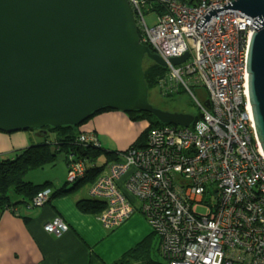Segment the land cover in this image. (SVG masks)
<instances>
[{
	"label": "built area",
	"instance_id": "2783aa9c",
	"mask_svg": "<svg viewBox=\"0 0 264 264\" xmlns=\"http://www.w3.org/2000/svg\"><path fill=\"white\" fill-rule=\"evenodd\" d=\"M127 1L141 42L167 63L166 91L183 87L199 112L189 127L151 129L144 147H131L106 166L89 189L105 204L97 219L115 230L142 214L166 264H264V153L247 73L256 18L226 9L198 30L208 12L231 0ZM146 13L156 14L153 27ZM185 54L181 65L169 62ZM193 87L206 90L201 100ZM81 140L97 143L92 136ZM84 175L82 164H71L67 178ZM49 195L40 192L32 206H44ZM44 230L60 235L68 225L56 217Z\"/></svg>",
	"mask_w": 264,
	"mask_h": 264
},
{
	"label": "water",
	"instance_id": "95a60500",
	"mask_svg": "<svg viewBox=\"0 0 264 264\" xmlns=\"http://www.w3.org/2000/svg\"><path fill=\"white\" fill-rule=\"evenodd\" d=\"M256 18L249 45L248 93L264 153V0H231L222 10ZM148 58L167 63L141 42L127 0H0V132L79 126L108 109L143 112L162 124L189 127L193 116L148 102ZM188 58H172L179 66Z\"/></svg>",
	"mask_w": 264,
	"mask_h": 264
},
{
	"label": "trees",
	"instance_id": "16d2710c",
	"mask_svg": "<svg viewBox=\"0 0 264 264\" xmlns=\"http://www.w3.org/2000/svg\"><path fill=\"white\" fill-rule=\"evenodd\" d=\"M151 51L153 52L152 49ZM144 62L145 84L149 93L155 88H159L160 94H162L161 97L167 99H173L174 96L182 93L180 89L178 93L166 91V87L169 85L167 84L169 82V70L167 68L157 65L148 58ZM152 102L149 103L156 107ZM156 103L158 104V100ZM107 112L111 111L108 109L100 111L76 127L62 126L52 128L47 126L42 130H34L32 132H35L41 138L40 142L14 151L10 155L0 156V213L8 210L16 214L17 209L20 210L21 207H33L34 198L47 189L50 190V195L45 205L59 197L74 194L84 187H89L90 189L107 165L120 159V156L131 147H144L151 129L174 126L162 124L149 113L129 112L128 116L132 121L146 120L148 123L147 130L140 135L137 143L132 144L126 150L106 149L101 145V133L99 127H97V119L101 114ZM82 136H92L97 143L82 141ZM70 155L74 157L72 160L69 159ZM61 156L64 165L68 168V173L71 164H82L85 170L84 177L78 178L75 182H69L68 178H66V181L60 187H56L50 180H45V182L38 184L28 180L27 176L30 173L36 170H43L48 166L54 167L57 159ZM101 157L105 159L104 164H100ZM68 185L71 186L69 187ZM77 207L83 214L98 216L105 209V204L101 200L89 197V199L79 200ZM23 220L26 222L28 218L25 217ZM131 261H135L134 263L140 262L141 264H166L165 262L160 263L151 260L150 242L146 239L126 252L115 264H131Z\"/></svg>",
	"mask_w": 264,
	"mask_h": 264
},
{
	"label": "crops",
	"instance_id": "0c3cea01",
	"mask_svg": "<svg viewBox=\"0 0 264 264\" xmlns=\"http://www.w3.org/2000/svg\"><path fill=\"white\" fill-rule=\"evenodd\" d=\"M97 122L101 123V118ZM40 141L37 134L33 137L17 135L15 139H11L8 134L0 132V156L20 150L17 148L23 142L29 143V146ZM101 145L106 149L118 150L104 143ZM61 170L63 176L67 175L68 168L64 163L61 164ZM62 180V177L55 178L56 187L62 185ZM74 194L59 197L42 207H21L16 214L8 210L1 212L0 264H115L126 252L145 239L151 243L154 237L158 244L142 214L136 212L112 237L97 216L79 211L77 202L89 199L90 193L87 192L86 197ZM25 217L28 218L26 222L23 220ZM56 217L65 221L68 231L60 235L48 234L44 225ZM119 236L126 239L122 248L115 242Z\"/></svg>",
	"mask_w": 264,
	"mask_h": 264
},
{
	"label": "rangeland",
	"instance_id": "374dc122",
	"mask_svg": "<svg viewBox=\"0 0 264 264\" xmlns=\"http://www.w3.org/2000/svg\"><path fill=\"white\" fill-rule=\"evenodd\" d=\"M145 20L148 23L149 27H153L156 24V14L146 13ZM180 89L182 92L181 94L174 96L173 99H167L161 97L162 94H160L159 88H155L150 93L148 92V102L153 101L154 103L152 102V104L156 106L155 108L160 109L164 112L180 113V114H188L191 116H196L199 110L194 99L189 94V92L186 91L183 87H181ZM192 91L196 94L198 99L201 100L206 90L204 88H201L200 90L193 87ZM157 100H158V104L156 103ZM99 118H101V123L98 122L97 125L100 126L99 130L101 133V143H104L107 146L115 147L118 150H126L132 144L137 143L139 141L138 139L140 135L148 128V123L146 120L132 121L130 120L127 113L111 111L101 114ZM4 134H8V133H4ZM34 134L36 133L32 131H21V132L9 133L8 135L10 136L11 139L12 138L15 139L17 135L20 137L21 136L33 137ZM22 144L23 145L17 149L24 148L29 143L26 144L23 142ZM63 163L64 161L62 160V156H61L59 157V159H57L56 165L54 167L48 166L43 170H36L35 172H32L27 176L28 180L33 182L34 184L43 183L45 182V180H50L55 185L54 183L55 178L62 177L63 180L61 183H63L64 181H66L67 178V175L63 176V172L61 170V164ZM104 163H105V159L104 157H101L100 164H104ZM68 186L70 187L71 185ZM87 192H89V187H84L83 189L76 192L74 196L78 195V197H86ZM199 212L201 214H206L207 209L199 208ZM117 229L107 230V232L113 237L116 234ZM115 242L119 248H122V246H124V244L126 243V239L124 236H119L118 239H115ZM150 245H151L150 248L151 260H153L154 262L163 263L164 259L162 258L161 254L158 251L157 248L158 244L154 237L151 240ZM134 262L135 261H131V264H141L140 262H136V263Z\"/></svg>",
	"mask_w": 264,
	"mask_h": 264
},
{
	"label": "bare ground",
	"instance_id": "6f19581e",
	"mask_svg": "<svg viewBox=\"0 0 264 264\" xmlns=\"http://www.w3.org/2000/svg\"><path fill=\"white\" fill-rule=\"evenodd\" d=\"M126 222H127V221H126ZM126 222H125V223H126ZM125 223H124V224H125ZM124 224H123V225H124Z\"/></svg>",
	"mask_w": 264,
	"mask_h": 264
}]
</instances>
